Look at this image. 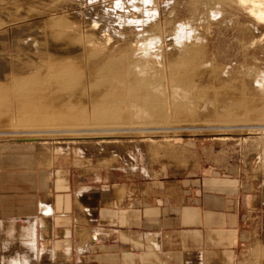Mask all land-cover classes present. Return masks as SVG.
I'll list each match as a JSON object with an SVG mask.
<instances>
[{
  "label": "rangeland",
  "instance_id": "1",
  "mask_svg": "<svg viewBox=\"0 0 264 264\" xmlns=\"http://www.w3.org/2000/svg\"><path fill=\"white\" fill-rule=\"evenodd\" d=\"M11 1L39 13H59L61 19L82 26L99 13H86L95 8L97 0ZM121 1L102 0L111 12L120 8V14L131 8L132 19L152 23L162 37L181 32L185 34L180 39L183 42L204 45L209 67L195 80L223 97L229 106L219 114L230 122L209 123L217 127L214 132L193 135L167 128L161 133L167 141L157 139L145 146L138 143L140 134H128L131 139L118 147L121 154L89 142L58 148L56 141H50L43 154L38 151V141L27 136L0 135V205L4 206L0 211H28V196L36 191L43 199L45 225L50 230L54 224L61 226V233L56 234L66 240L75 234L67 229L72 224L70 211L73 216L78 214V222L86 221L100 231L104 224H96L97 219L102 222L108 218L106 213L100 218L101 199L111 193L120 195L125 186L140 193L177 197L186 185L187 201L227 192V201L218 206L233 208L241 198L244 231L249 234L238 264H264V20L252 12L255 6L263 10L264 0H130V7L119 6ZM118 24L116 21L114 26H124ZM13 31H6L3 37L11 40L31 33L22 28ZM245 102L259 108L262 121L248 122ZM2 180L15 182L7 186ZM177 185L179 188L174 187ZM46 236L50 241L54 235ZM48 254L53 256L49 249ZM63 255L67 256L65 249Z\"/></svg>",
  "mask_w": 264,
  "mask_h": 264
},
{
  "label": "bare ground",
  "instance_id": "2",
  "mask_svg": "<svg viewBox=\"0 0 264 264\" xmlns=\"http://www.w3.org/2000/svg\"><path fill=\"white\" fill-rule=\"evenodd\" d=\"M97 1L86 13L98 17L82 26L0 0V135L27 136L41 153L56 141L58 148L89 142L121 154L128 134H140L145 146L166 140L167 128L193 135L214 132L209 123L230 122L219 114L229 106L223 97L195 80L209 67L202 43L183 42L181 32L162 37L152 23L132 19L131 8L119 14ZM252 10L264 20V9ZM20 28L31 33L3 37ZM244 106L248 122L262 121L254 103Z\"/></svg>",
  "mask_w": 264,
  "mask_h": 264
},
{
  "label": "crops",
  "instance_id": "3",
  "mask_svg": "<svg viewBox=\"0 0 264 264\" xmlns=\"http://www.w3.org/2000/svg\"><path fill=\"white\" fill-rule=\"evenodd\" d=\"M12 182L2 180L7 186ZM123 188L120 195L101 199L100 218L105 213L108 218L97 219L96 224H104L100 231L78 222V214L70 211L73 225L67 229L75 234L66 240L56 234L61 226L47 228L43 199L30 192L28 211H0V264H238L249 235L244 231L241 198L233 208L223 209L218 204L227 201V192L187 201L186 185L177 197ZM47 233L54 235L50 241Z\"/></svg>",
  "mask_w": 264,
  "mask_h": 264
}]
</instances>
